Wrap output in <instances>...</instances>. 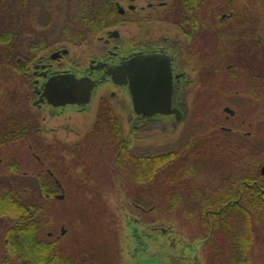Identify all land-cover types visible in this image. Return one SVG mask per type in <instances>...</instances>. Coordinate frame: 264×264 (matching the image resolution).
<instances>
[{
    "label": "rangeland",
    "instance_id": "374dc122",
    "mask_svg": "<svg viewBox=\"0 0 264 264\" xmlns=\"http://www.w3.org/2000/svg\"><path fill=\"white\" fill-rule=\"evenodd\" d=\"M11 1L13 11L9 12V15L11 13L12 17L10 16L8 22L0 24V37L12 35L11 27L17 19L16 12L19 13L20 19L39 3V0ZM114 1H118L120 6L127 9L129 0H111V5ZM215 1L203 0L206 3L204 5L210 9L209 3L213 4ZM64 2L59 10L65 8V18L69 23L77 0ZM146 2L147 0H136L135 3L141 6ZM218 2L221 3V0H217ZM180 3L183 1L180 0ZM184 3L188 1L184 0ZM225 3L228 6L226 11H230V5H237L233 17L225 20L226 24L233 27L231 30H234V33L231 35L234 37L241 33L247 39L226 40L223 34L220 39L211 31L201 34L196 45L204 49L206 55L222 58L223 47L226 45V58L216 60L218 70L215 72L206 70L190 76L193 82L189 84L186 116L182 121L150 120L135 128L128 120L132 110L130 103L122 104L118 100L112 102L115 109L112 111L120 119L122 134L126 141L129 139L133 153L151 154L176 145L188 124L209 121L215 123L217 129L227 133L222 136L224 140L229 135L228 139L233 144L250 146L246 151L253 149L254 162L244 165V168L249 172L254 169V176L258 175L257 170L261 172L264 165V44H259L257 40L264 35V10L254 5V0L247 4L244 0H233L230 4L225 0ZM3 8L0 5V12ZM55 9L58 10V5ZM113 10L116 14V9ZM206 12L207 10L201 11L204 15ZM65 18L62 14L58 18L61 22L58 29L49 31L51 44L55 46L63 44L60 30ZM42 19L43 16L34 19L29 17L24 19V22L37 23ZM136 23L116 24L114 28H118L122 40L137 39L141 29L139 22ZM25 29L32 31L31 27ZM251 37H254V40ZM59 39L60 42H57ZM96 44L95 40H91L87 45L76 47L68 42L67 47L80 53L88 46ZM194 52L198 54L195 49ZM6 53L9 51H4L0 46V133L11 130L16 124L32 127L39 123H35L33 115L27 112L28 106L21 104L27 101V90L25 81H22L16 71L23 60L18 63L16 58H11L8 60H13L8 62L5 59ZM207 62L209 59L203 58L202 64ZM194 64H197L195 58L189 61L188 65ZM95 105L96 103L92 110ZM226 108L233 110V113ZM57 121L53 120L48 124L42 122V134L26 135L20 154H23L25 160L30 161L34 168V153L38 154L44 160L43 165L53 170L62 183L64 197L53 198L47 203L56 232L54 238L59 240L62 253L80 259V264L209 263L211 246L209 241H204L209 236V227L198 215L186 211L190 198L181 180L171 182L166 176L159 174L157 178L160 184L152 181L137 183L127 167L118 169L113 160L117 140L111 132L101 129L100 132H93L87 137L95 123L94 111ZM244 122V126L240 125ZM55 127L56 132L52 130ZM233 127L238 128V131L233 130ZM30 143H33V147H29ZM215 154L218 153L215 151ZM233 158L234 156L231 160ZM228 164H220L225 167L224 176L235 177L239 167ZM0 169L5 170L1 167ZM208 169H211V166H208ZM3 175L6 180L12 179L8 173ZM136 197L146 198L153 204L152 208L137 207L133 202ZM172 200L175 202H171ZM258 227V237L253 247L251 246L249 264H264L263 219L259 221ZM163 229H166V232H163ZM2 249L0 242V253ZM0 264H3L1 259Z\"/></svg>",
    "mask_w": 264,
    "mask_h": 264
},
{
    "label": "trees",
    "instance_id": "16d2710c",
    "mask_svg": "<svg viewBox=\"0 0 264 264\" xmlns=\"http://www.w3.org/2000/svg\"><path fill=\"white\" fill-rule=\"evenodd\" d=\"M0 1L4 7L0 12L2 24L12 17L13 4L11 0ZM110 1L77 0L71 20L83 26L91 23L92 27L99 28L97 26L106 15L114 14ZM250 1L244 0V3ZM254 5L264 10V0H254ZM38 16H43L42 3L30 8L29 13L20 19ZM257 41L264 44V35ZM11 56L8 53L5 59L11 62L13 59L8 60L14 58ZM112 110L108 101L103 99L87 137L101 129L109 130L117 140L113 158L115 166L121 170L127 167L137 183L152 181L160 184L159 174L171 182L181 180L190 198L186 211L198 215L209 227V236L204 240L211 246L208 264H249L251 246L258 237L259 221L264 220V175L257 170L258 175L254 176V169L249 172L244 168L254 162L253 149L247 152L250 146L233 144L229 135L224 140L222 136L227 133L217 129L215 123L196 121L186 126L176 145L151 154H135L122 134L120 119ZM38 125L16 124L11 130L0 133V167L5 168L4 171L0 169V242L3 246L0 259L3 264H80V259L62 253L59 240L54 238L56 232L47 203L64 194L62 187L54 181L53 171L43 165L44 160L34 155V168L20 154L26 135L40 134ZM234 129L238 131V128ZM26 130L29 133L21 136ZM222 163L238 166L237 175L225 177ZM4 173L11 175L12 179L6 180ZM173 200L171 202H175ZM133 202L141 208L153 206L143 197H136Z\"/></svg>",
    "mask_w": 264,
    "mask_h": 264
},
{
    "label": "flooded vegetation",
    "instance_id": "af4514ba",
    "mask_svg": "<svg viewBox=\"0 0 264 264\" xmlns=\"http://www.w3.org/2000/svg\"><path fill=\"white\" fill-rule=\"evenodd\" d=\"M182 1L183 3H180V0H147L144 5L137 6L136 0H129L126 5L128 10L120 6L118 1H114L112 7L116 9V14L114 12L112 15H106L104 21L97 26L99 28L92 27L94 25L91 23L83 26L72 20L67 23L65 8L59 10L64 0H39L38 5L41 3L43 5L41 22L26 23L18 19L19 13L16 12L17 19L11 27L12 35L1 36L0 46L4 51H9L17 62L24 61L18 65L16 71L22 81H25L24 86L27 90L25 92L27 101L21 104L28 106L27 112H30L39 122L37 129L40 134L43 132L42 122L48 124L53 120L58 122L57 119L59 121L68 117L71 119L74 115H83L90 110L94 111V122H96L103 99L108 101L113 110L115 109L112 102L115 100L122 104L130 103L132 110L128 120L138 127L150 120L182 121L186 116L185 106L188 102L189 84L193 82L190 76L206 70L215 72L218 70L216 60L226 58V45L223 47L222 58L206 55L205 50L196 45L201 34L211 31L218 38L223 34L226 40L229 38L247 39L241 33L233 37L231 35L234 33V30H231L233 27L225 22L226 19L233 17L236 4L230 5V11H226L225 8L228 6L225 0H221V3H217V0L213 4L209 3L208 6L211 9L204 5L206 3L203 0H188V3ZM227 2L230 4L233 0H227ZM56 5L59 11L55 9ZM204 10H207L205 15L201 13ZM62 14H64L65 21L60 34L62 33L64 41L61 46H55L51 44L49 31L53 28L58 29L61 23L58 18ZM116 15L122 19L117 18ZM137 21L141 29L138 38L122 40L123 37L118 28H114L115 25L135 24ZM28 27H31L32 31L25 29ZM33 28L36 31L39 30L37 35ZM251 39L254 40V37ZM91 40H95L97 44L88 46L80 53L67 47L68 42L73 46L81 47L83 44H89ZM194 49L198 54L194 52ZM6 54L8 56V53ZM140 54L161 55L169 61L173 79L172 107L182 112L181 118H178L175 112L157 114L152 117L137 114L133 108L128 84L120 85L109 75L112 68L128 64L132 58ZM194 58L197 64L188 65L189 61H193ZM203 58L209 59V62L203 65ZM79 79L86 81L92 79L96 82L93 99L89 104L86 106L78 103L55 105L49 101L48 90L51 86H67L69 82L73 80L76 82ZM51 96H56V93L53 92ZM64 98H66V93L60 92L59 99ZM94 103H96L95 109L92 110ZM52 130L56 132L57 128H52ZM28 133L26 130L21 136ZM127 142L129 143V139ZM30 146L33 147L32 144ZM34 155L40 159L38 154L34 153ZM48 170L51 172L50 169ZM51 174L54 181L62 187L60 179L55 176L54 172ZM169 229L172 230L171 227ZM162 231L166 232V229Z\"/></svg>",
    "mask_w": 264,
    "mask_h": 264
},
{
    "label": "water",
    "instance_id": "95a60500",
    "mask_svg": "<svg viewBox=\"0 0 264 264\" xmlns=\"http://www.w3.org/2000/svg\"><path fill=\"white\" fill-rule=\"evenodd\" d=\"M117 33V31H115ZM169 61L161 55H138L132 58L128 64H122L109 71L114 81L120 85L128 84L134 111L144 117H152L157 114L177 113L182 117L178 108L172 107L173 79ZM52 84H50L51 86ZM96 82L92 79L73 80L67 86H51L48 90L49 101L55 105L78 103L86 106L93 99V90ZM56 96H51L52 93ZM66 93V98L59 99V93ZM227 111L233 110L226 108ZM264 175V165L261 167ZM60 194L59 198H63ZM63 233L65 229L63 228ZM145 264H162L152 262Z\"/></svg>",
    "mask_w": 264,
    "mask_h": 264
}]
</instances>
